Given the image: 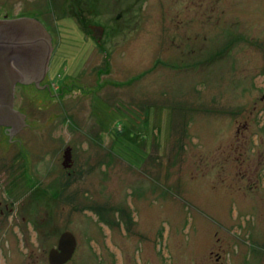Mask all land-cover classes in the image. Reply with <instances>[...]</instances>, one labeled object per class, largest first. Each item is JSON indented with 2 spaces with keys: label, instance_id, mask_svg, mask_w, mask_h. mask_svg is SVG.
Returning <instances> with one entry per match:
<instances>
[{
  "label": "rangeland",
  "instance_id": "1",
  "mask_svg": "<svg viewBox=\"0 0 264 264\" xmlns=\"http://www.w3.org/2000/svg\"><path fill=\"white\" fill-rule=\"evenodd\" d=\"M194 3L0 0L37 16L53 48L52 94L19 86L26 143L0 148V199L19 204L0 213L5 259L50 264L69 230L67 264H264V155L242 166L235 127L222 140L220 126L224 100L260 99L264 0ZM88 23L102 26L99 41Z\"/></svg>",
  "mask_w": 264,
  "mask_h": 264
},
{
  "label": "flooded vegetation",
  "instance_id": "2",
  "mask_svg": "<svg viewBox=\"0 0 264 264\" xmlns=\"http://www.w3.org/2000/svg\"><path fill=\"white\" fill-rule=\"evenodd\" d=\"M200 2L201 3H194V4H188V5L190 6V8L191 7L195 8L194 10H197L198 7L201 8L203 6L206 8L210 7V4H202V0H200ZM177 6L179 7L180 4H177ZM23 16L35 18L45 28V25L42 23V21L39 18H37V16L30 14V13H20V14L15 13L14 14V13L9 12V10L7 8H5L4 6L0 5V19L17 18V17H23ZM92 25H98V24L88 23V27L90 28L93 37H95L99 41L103 35L102 34L103 28H102L101 35L97 36V35H95V31L91 27ZM98 26H101V25H98ZM52 53H53V48L51 49V52H50L46 71H45L43 77L39 81H35L34 79H32V81H29V82H21L20 80L16 79L15 82L13 83V88H12L13 95H12V105H11L12 107L11 108L14 110H18L19 113L24 114L23 123H25L27 121L28 116H27L26 110L18 107V104L16 103L18 88H19V86L20 87L22 86L26 89H29V88L35 89V91H37L38 93L48 91L49 93L52 94V90H51L52 80L50 79V76H51V73H50L51 65H50V63L52 62V60H51ZM263 61H264V56H263ZM62 87H61V90H62ZM257 87L261 90V94L259 96L260 99H254L253 102H250V107L248 105L246 106V100L245 99L239 100L237 102L235 101L234 102L235 106L233 105V100L231 101L230 99H228V100L226 99L223 101L224 104L221 106V109H222L221 110V112H222L221 120L222 121L220 123V126H221V131H222V133H221L222 140H224V139L227 140L230 130L235 127L234 133L236 134V138L239 142L238 152L235 154L237 156H239V161L241 162L242 166H244V161L246 160V158H245L246 156L264 155V121L260 122V116L253 114L254 112L257 114L258 110H260V109L264 112V83H262L261 86H257ZM35 94H37V93H35ZM242 96L243 95H241V97ZM46 101L51 102L52 99L49 98ZM259 101L263 103L262 104L263 107L257 106ZM245 108H248L249 110L246 109L247 111H245ZM256 108H258V109H256ZM245 112H247V114L243 115V113L245 114ZM223 113H225L226 116H224ZM249 113L252 115H249ZM10 127H12V124L0 123V148L3 149L2 151H5V153H3V155H5V156H8L7 152L10 153V151H13L12 149H13L14 145H16V141H18L21 144L26 143V139L18 137V135L20 134V131L23 130L24 126H21L15 133L9 132ZM248 144H250L251 147H248ZM67 151H69V152H68V157L66 158L65 152H67ZM45 153H44V155H45ZM34 156H36V151H32L31 154L29 155V158L31 160H33ZM62 156H63V158L61 160V163H62V166L64 167L65 173L67 175H72L73 174L72 168H73V165L75 163V158L73 156V147L71 148V146H66L63 150ZM55 160H56V158H55ZM248 164L253 165V163H248ZM252 167L253 166H251V168ZM0 169H2V168H0ZM9 169H10V167L5 168V170H3V171L0 170L2 173V178L5 175L7 176ZM66 180H67V178H66ZM66 180L64 181L65 186L67 185ZM1 204H3L4 207H1ZM22 208H23V210L25 209V212H23L21 215L22 219L23 220L29 219L30 217L29 218H27V217L30 215L32 216L31 212H32L33 208H31L29 205H26L25 203L22 204ZM18 209H19V204H17V205L14 204V206L10 207L9 203H7L6 201L3 203V201L0 199V213L1 214H4V212L7 211L9 215L11 214L12 216H15ZM26 215H28V216H26ZM34 230H35L34 228L27 227V231H29V232H32ZM14 231L16 232L15 233L16 238L19 237L18 235H22V233H23V232L17 233L16 230H14ZM75 238H76V236H75ZM57 245H58V243H56V245L51 246L48 250V261L50 264H53V263H51L49 260V251L51 248L57 247ZM16 247H17V249H15L12 252L25 251V250L28 251L27 246H25L24 243L17 244ZM90 247L94 248V246H92V245ZM76 249H77V239H76V244H75L74 250L71 254V257L61 264H67L69 261H71V258L75 255ZM8 258L5 259V256L2 254V248L0 247V264H3L2 260H3L4 264H19L17 261L14 262L13 254L11 253V251H10V254L8 255ZM24 264H26V263H24Z\"/></svg>",
  "mask_w": 264,
  "mask_h": 264
},
{
  "label": "water",
  "instance_id": "3",
  "mask_svg": "<svg viewBox=\"0 0 264 264\" xmlns=\"http://www.w3.org/2000/svg\"><path fill=\"white\" fill-rule=\"evenodd\" d=\"M100 36L102 27L92 25ZM52 49L50 34L33 17L0 19V123L12 124L10 133L23 125V113L12 109V88L16 79L39 81L47 68ZM65 152V157H68ZM76 244L73 232L63 231L57 247L49 251V260L61 264L71 257Z\"/></svg>",
  "mask_w": 264,
  "mask_h": 264
}]
</instances>
